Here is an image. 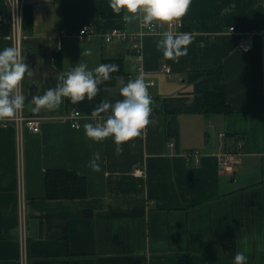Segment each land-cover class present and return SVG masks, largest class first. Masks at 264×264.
<instances>
[{
	"label": "crops",
	"instance_id": "0c3cea01",
	"mask_svg": "<svg viewBox=\"0 0 264 264\" xmlns=\"http://www.w3.org/2000/svg\"><path fill=\"white\" fill-rule=\"evenodd\" d=\"M19 3L34 15L28 47L21 33V54L38 56L36 74L22 81L25 96L26 84L37 82V95H43L48 81L55 87L59 74L77 63L94 70L104 58H122L125 72L99 85L92 101L73 105L65 98L57 110L41 109L35 116L40 132L20 131V158L15 124L0 121V264H20V200L28 264H234L237 252H244L247 264H264V0H192L180 20L197 28L187 30L193 41L179 63L166 60L156 44L164 32L175 35L181 28L164 24L145 33L138 40L139 61L128 42L106 37L116 30L138 34L140 21L101 19L99 0ZM86 24L95 33L82 40L78 32ZM247 33H254L249 52L239 44ZM12 46L11 4L0 0V51ZM220 66L232 112L207 118L203 94L214 87L208 73ZM140 67L156 84L150 96L161 110L151 114L155 125L122 145L117 156L111 137L94 142L83 125L100 122L89 119L91 112L104 99H121L117 78L135 79ZM74 111L81 114L79 129L60 119ZM33 112L26 99L24 115ZM196 149L200 163L189 164L186 157ZM95 151L101 154L99 173L88 167ZM221 157L234 169L225 170ZM60 169L86 178V198H46V172Z\"/></svg>",
	"mask_w": 264,
	"mask_h": 264
},
{
	"label": "clouds",
	"instance_id": "9594fccd",
	"mask_svg": "<svg viewBox=\"0 0 264 264\" xmlns=\"http://www.w3.org/2000/svg\"><path fill=\"white\" fill-rule=\"evenodd\" d=\"M191 3L192 0H109L108 6L116 15L123 12L125 23L138 20L141 28L151 29L155 23L179 21L187 14ZM192 41L191 33L174 35L166 31L156 48L166 60L179 63L180 58L188 54ZM83 55H91V52L86 51ZM118 71L119 65L115 63H102L94 70H89L85 63H77L71 70L59 74L55 87L47 89L43 95L32 96L33 111L57 110L65 98L73 105L85 98L92 101L100 91L99 85L110 81L112 74ZM34 73L19 47H6L0 51V121L13 120L23 111L26 96L21 91L22 81L26 75L33 76ZM117 85L121 99L115 102L102 100L89 117L100 122L85 123L83 129L86 137L97 143L111 137L115 143V154L119 156L123 154L122 145L142 138L148 126L155 125L156 121L150 119L154 101L148 91L150 84L143 74L127 82L123 77H118ZM100 160V151L93 152L88 167L99 173ZM234 264H247L244 252L235 254Z\"/></svg>",
	"mask_w": 264,
	"mask_h": 264
},
{
	"label": "built area",
	"instance_id": "2783aa9c",
	"mask_svg": "<svg viewBox=\"0 0 264 264\" xmlns=\"http://www.w3.org/2000/svg\"><path fill=\"white\" fill-rule=\"evenodd\" d=\"M11 4V25H12V32H13V39L15 41V46L19 47L21 50V21H22V7L23 5H20L19 0H9ZM164 24L155 23L154 26L151 29L147 28H141L138 34H129L124 30H116L112 34H108L106 37L107 42H111L113 40L121 41V42H128L130 44L131 50L136 54L139 61L142 60V49L141 44L138 41L139 38H141L145 33H156L159 31L160 28H162ZM166 27L169 29H179L183 27V22L181 20L174 21L171 24H166ZM231 31H234L235 29L232 27L230 29ZM95 33L94 28L91 25H83L81 29L78 32V36L82 40H89L93 34ZM65 32L61 31L60 37L65 36ZM240 47L243 51L249 52L253 48L254 44V33H247L243 37L240 38ZM58 51L61 50V45H58L56 48ZM162 70L166 74L171 73V69L167 65H163ZM143 74L145 81L150 84V87L148 89L149 93L150 91L155 87L154 80L148 75V72L144 70V68H139V75ZM21 91L23 93V86L21 85ZM153 112V111H152ZM80 117L81 114L79 111H74L68 115H65L61 117L60 119L66 120L70 123L71 127L74 129L80 128ZM17 129V147H18V156L20 158L21 154V133L22 128H26L32 133H39L40 132V118H37L35 116H25L24 115V108L22 112H19L15 119L11 120ZM244 143L242 141H239L237 143V152L239 153L243 149ZM173 146V144H171ZM186 160L189 164L192 165H198L200 163V151L194 150L190 152ZM219 164L227 171L233 170V165L228 157H221L219 159ZM136 173L138 175H143L142 170H137ZM26 216L24 213V205L23 201L20 200L19 203V225H20V236H21V245H20V264H28V256H27V235H26Z\"/></svg>",
	"mask_w": 264,
	"mask_h": 264
},
{
	"label": "trees",
	"instance_id": "16d2710c",
	"mask_svg": "<svg viewBox=\"0 0 264 264\" xmlns=\"http://www.w3.org/2000/svg\"><path fill=\"white\" fill-rule=\"evenodd\" d=\"M109 0H99L100 17L103 20L122 18L123 12L120 15H116L112 12L108 6ZM34 27V15L30 5H23L22 7V21L21 28L23 38V44L28 47L27 38L31 37ZM197 27H191L187 29L183 24L181 31L191 30ZM26 38V39H25ZM56 64L59 65L60 61L56 57ZM102 63H115L119 65V71L113 73L114 76H121L124 74V60L122 58L107 59L104 58ZM214 82V87L211 91H207L203 94V114L207 118L219 115L226 116L232 111L227 103L224 85V75L222 67L220 66L213 72L208 73ZM57 82L56 80H54ZM51 81H48L42 88L43 92L49 89L52 85H49ZM54 82V83H55ZM153 112L161 110L159 105H152ZM42 109L41 112H43ZM41 112H33L30 116H38ZM51 115V114H50ZM46 198L49 200H74L84 199L88 196V188L86 178L75 172L65 169L60 170H48L45 178Z\"/></svg>",
	"mask_w": 264,
	"mask_h": 264
},
{
	"label": "water",
	"instance_id": "95a60500",
	"mask_svg": "<svg viewBox=\"0 0 264 264\" xmlns=\"http://www.w3.org/2000/svg\"><path fill=\"white\" fill-rule=\"evenodd\" d=\"M25 62L33 69L36 74L37 71V63H38V56L36 52H31L30 50H26L24 53ZM27 95L26 99L31 102V98L33 95H37L38 92V84L37 82H32L30 84H26L25 86ZM34 107V106H33Z\"/></svg>",
	"mask_w": 264,
	"mask_h": 264
}]
</instances>
